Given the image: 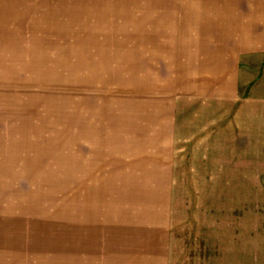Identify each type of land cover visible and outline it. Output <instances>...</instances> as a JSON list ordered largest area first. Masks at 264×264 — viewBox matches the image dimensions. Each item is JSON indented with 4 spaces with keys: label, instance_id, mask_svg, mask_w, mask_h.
<instances>
[{
    "label": "rangeland",
    "instance_id": "rangeland-1",
    "mask_svg": "<svg viewBox=\"0 0 264 264\" xmlns=\"http://www.w3.org/2000/svg\"><path fill=\"white\" fill-rule=\"evenodd\" d=\"M243 1L0 0V264H263Z\"/></svg>",
    "mask_w": 264,
    "mask_h": 264
},
{
    "label": "crops",
    "instance_id": "crops-1",
    "mask_svg": "<svg viewBox=\"0 0 264 264\" xmlns=\"http://www.w3.org/2000/svg\"><path fill=\"white\" fill-rule=\"evenodd\" d=\"M243 3H244V6L241 5L240 9H238V10L234 9V7H236V6H234V4H233L232 5L233 9L230 10V12H229L232 16H237L240 19H245L243 24L242 23L239 25L235 24V30L238 29L241 32H245V34H243V36H242V38H245V39L253 40V39L264 38V0H244ZM247 209L250 211H261L262 212L264 210V207H252L251 209L250 208H247ZM244 210H246V208H244ZM263 215L259 214L257 222L260 221L261 223L263 222V224H264ZM220 220L226 221V218L220 217ZM208 221H209V224H208L207 231L209 233V229H210V225H211L210 223L212 221V218L211 217L208 218ZM247 221L248 220L245 219L242 222H239L237 225H240V227H241ZM228 227L230 228L229 222H227V224L224 225L223 231L225 232V239L229 241L230 240L229 237H231L232 232L229 231ZM219 228H220V226H218V229ZM213 232L215 234H217L215 231H213ZM226 235H227V237H226ZM222 242L223 241H221L220 236H219V231H218V238H217V240H215L214 246H220V244ZM210 247H209V249H205V245H203V251L201 252V254L203 256L209 257V254L211 253L210 250H212V249H210ZM222 251H226V250H222ZM244 251L245 250H241L240 253L236 252V254H239V257H245L246 258V256H247L246 251L245 252ZM194 253H196V254L198 253V255H200V252H194ZM232 256H233V254H231L230 257H232ZM262 256H263L262 261L264 264V255H262ZM220 260H221V262H223L225 260V257L224 258H217L218 262H220Z\"/></svg>",
    "mask_w": 264,
    "mask_h": 264
}]
</instances>
